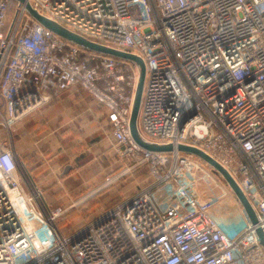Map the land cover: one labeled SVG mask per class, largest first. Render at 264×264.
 Instances as JSON below:
<instances>
[{
    "label": "built area",
    "instance_id": "1",
    "mask_svg": "<svg viewBox=\"0 0 264 264\" xmlns=\"http://www.w3.org/2000/svg\"><path fill=\"white\" fill-rule=\"evenodd\" d=\"M27 2L92 43L141 58V137L194 146L217 161L264 230V0ZM138 79L134 63L72 44L19 2L0 0V264H264L256 226L239 202L243 222L227 229L178 182L177 164L161 176L167 156H192L134 142ZM75 87L105 108L117 152L141 155L137 161L150 163L155 181L65 234L58 220L66 210L39 200L12 129ZM169 188L181 196L171 212L156 197Z\"/></svg>",
    "mask_w": 264,
    "mask_h": 264
},
{
    "label": "rangeland",
    "instance_id": "2",
    "mask_svg": "<svg viewBox=\"0 0 264 264\" xmlns=\"http://www.w3.org/2000/svg\"><path fill=\"white\" fill-rule=\"evenodd\" d=\"M101 108L104 111V117L106 118L107 122H105L103 127L102 125L100 126L101 121L98 120L99 130L97 133L100 135L94 134L86 137L83 136L81 140H78L76 136L78 134L73 128H70L71 132L69 131V129H64L61 133H57V135L69 134V137H66V139H60L59 136L55 135L58 138L56 139L58 141L57 143H55L53 138V140L49 139L48 136L53 135L54 131H50L49 127L45 129L39 128L40 131H37L36 134L33 135L34 138L38 137V139H35V142L37 141L38 148L43 153H49L53 148H57L59 151L67 150L73 158L75 157V159H78V157H81L80 160L83 161V164L93 163L94 165L92 170H88L87 173L90 176L92 171V174L96 175L95 177H97V179L94 178L91 182H88L87 186H82L81 191L76 194V198H47V194L49 192H47L48 189L43 190L41 188L42 185L38 186V179H33L30 175V171L26 169L27 175L29 174L30 177H28L29 180H34L33 182L35 183L36 188L43 194L44 198H39V200L45 202L52 209L60 207L66 210L65 216L58 220V228L65 234L80 227L87 221H90L92 218L99 216L98 213H100L102 210L106 208L108 210L115 206L112 204L118 201V198L110 197L109 193L110 191H112L111 189L119 187V190L122 192H126L127 190L126 197L130 198L132 195L137 194L141 189L150 188L155 181L154 176L151 174L150 163L143 162L142 164H139V162L137 161L139 158H141V155L122 156L117 152V145L111 138L112 125L108 122V114L105 108ZM44 109L42 108L41 111H43ZM94 110L97 114L100 112V115L103 112L99 111L97 107H95ZM91 115L95 119L94 114H89L88 117L90 124L88 125L94 127V122ZM40 121L41 120L39 119L38 123ZM15 130L16 128L13 127L12 137L14 141V147L16 148V142L19 141V139L17 138ZM3 135L7 136L6 133H3ZM102 139L104 142V147L107 148L106 150L104 149V152L99 154L100 151L97 148V143ZM110 152H112L111 155ZM103 153L104 155H102ZM113 153L114 155H112ZM105 154L109 155V158H107ZM102 156L103 159H101ZM167 157V164L165 168L160 171L162 177L166 176L168 172L173 171L175 167H173L172 165L177 164L176 166L178 167V170L176 171V174L179 173L178 182L180 184L182 183L183 188L187 192L190 191L201 205L209 208L211 213L218 218L223 227L230 229L238 227L242 224L243 216L240 212L241 209L239 208L236 197L232 194L230 188L223 180V178L213 168L194 156L189 158L183 157L185 159H181L180 162L175 161L172 155H169ZM43 162L45 168L48 169V166L50 167V163L49 165H46V162ZM101 162H103L102 165L104 171L99 172L98 170L96 174L95 165ZM193 163L195 165L194 169L188 171L183 169L186 164L188 165ZM133 168L135 169V171H130V169ZM41 172H44L43 175L45 177L48 175V173L44 171V167L43 171ZM147 177L148 182L146 183V185L144 187H139L138 184L145 182ZM131 188H133L132 191ZM163 193V191H160L156 195L158 201L161 204L164 201V198H160V195H162ZM228 216H230V219H227Z\"/></svg>",
    "mask_w": 264,
    "mask_h": 264
},
{
    "label": "crops",
    "instance_id": "3",
    "mask_svg": "<svg viewBox=\"0 0 264 264\" xmlns=\"http://www.w3.org/2000/svg\"><path fill=\"white\" fill-rule=\"evenodd\" d=\"M46 107L45 109L43 108V111L40 110V112L32 114L30 117L15 126V133L19 139V141L16 142V153L26 169L30 171L32 178L38 179V186L42 185L41 188L43 190L48 189L47 192H49L47 198H76L75 196L81 191L82 186H87L88 182H91L94 178L97 179V177H95L96 175L92 174V171L90 176L87 173L88 170H92L94 167L93 163L83 164V161L80 160L81 157L75 159V157L73 158L67 150L59 151L57 148H53L49 153H43L39 150L37 141L35 142V139H38V137L34 138L33 135L36 134L37 131H40L39 128L45 129L48 127L50 131L54 130L53 135L48 137L49 139L53 138L55 143L58 142L56 140L58 139L57 136H59L60 139H66V137H69V134L57 135V133H61L64 129H69L71 132L70 128H73L78 134L76 135L78 140H81L83 136L86 137L94 134L100 135L97 133L99 130L98 120L101 121L100 126L102 125L103 127L105 122H107L104 117V111L94 98L78 87L57 93L54 100H52V102ZM95 107H97L99 111H103L101 115L100 112L98 114L95 113ZM89 114L95 115V119L91 115L94 127L88 125L90 124L88 117ZM39 119L41 121L38 123ZM103 143V139L97 143V148L100 151L99 154L104 152V149L106 150L107 148L104 147ZM111 153L112 152H110V155ZM102 155H104V153ZM112 155H114V153ZM105 156L109 158V155L105 154ZM101 159H103V156ZM43 161L46 162V165H49L50 163L48 169L43 165ZM102 164L103 162L95 165L96 174L98 170L99 172L104 171ZM43 167L44 171L48 173L46 177L43 175L44 172H41L43 171ZM130 171H135V169H130ZM147 182L148 177L145 182L138 185L139 187H144ZM119 189V187H115L111 189L112 191L109 193L111 198H118V201L112 205H117L127 198V190L126 192H122ZM132 190L133 188H131V191ZM160 198H164V201L162 202L164 211L171 212V209L175 207L181 196H179L175 188H169L160 195ZM106 210L107 208L98 213V215Z\"/></svg>",
    "mask_w": 264,
    "mask_h": 264
},
{
    "label": "water",
    "instance_id": "4",
    "mask_svg": "<svg viewBox=\"0 0 264 264\" xmlns=\"http://www.w3.org/2000/svg\"><path fill=\"white\" fill-rule=\"evenodd\" d=\"M15 1L19 2L22 6H24L27 13L34 20H36L39 24L44 26L46 29H48L55 35L61 37L62 39L72 44L78 45L84 49H87L89 51H93L96 53L108 55L116 59L126 60L134 63L139 69V79L135 91L134 102L131 112V119H130V134L134 142L139 147L149 152L170 153L176 150L177 152L197 157L201 161L205 162L208 166L213 168L226 182L231 192L236 197L242 209L244 210L245 214L247 215L248 219L250 220L251 224L256 226V234L258 236L260 244L264 248V230L262 229V227L259 226V220L257 218V215L253 210L247 197L244 195V193L238 186L237 182L231 177V175L228 173L227 170H225L217 161H215L213 158H211L209 155H207L205 152H203L197 147L178 145L175 148L173 145H158L155 143L148 142L141 137L138 131V117H139V111L141 107L142 96L145 85V77H146L145 63L141 58L128 52H123L100 44L92 43L86 40L85 38H83L82 36H79L67 30L66 28L54 22L53 20H50L49 18L42 16L32 8V6L27 2V0H15Z\"/></svg>",
    "mask_w": 264,
    "mask_h": 264
},
{
    "label": "bare ground",
    "instance_id": "5",
    "mask_svg": "<svg viewBox=\"0 0 264 264\" xmlns=\"http://www.w3.org/2000/svg\"><path fill=\"white\" fill-rule=\"evenodd\" d=\"M173 160V159H172Z\"/></svg>",
    "mask_w": 264,
    "mask_h": 264
}]
</instances>
